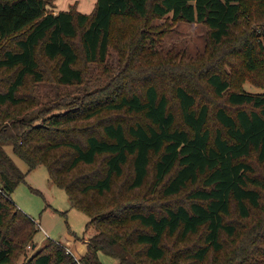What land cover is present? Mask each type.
<instances>
[{"label":"trees","instance_id":"1","mask_svg":"<svg viewBox=\"0 0 264 264\" xmlns=\"http://www.w3.org/2000/svg\"><path fill=\"white\" fill-rule=\"evenodd\" d=\"M51 3L0 0V264H264V93L244 89L264 90V0ZM181 23L207 28L202 54L160 50ZM8 146L89 236L29 256L40 228L11 198L27 173Z\"/></svg>","mask_w":264,"mask_h":264},{"label":"rangeland","instance_id":"2","mask_svg":"<svg viewBox=\"0 0 264 264\" xmlns=\"http://www.w3.org/2000/svg\"><path fill=\"white\" fill-rule=\"evenodd\" d=\"M51 2V5H48L49 11H55L54 8H56V11H67L74 4L77 7L79 2L83 4V0H56V5L55 0H51ZM68 3L72 4L67 8ZM163 22V20H159L156 23L162 24ZM206 34L207 28L203 25L181 23L166 32L160 42L159 39H156V42H159L160 50L164 52L173 50L178 54L182 53L185 56L196 57L206 50ZM111 51L109 64L115 71L111 75L106 74L101 81L110 82L120 75L121 59L118 52L114 49ZM94 68L96 70L91 71L92 74L90 76L100 77L101 69L93 66ZM39 89L41 99L54 104L60 101L61 98L58 95L64 88L53 84H41ZM244 89L250 94L264 93V90L255 87L249 82L245 83ZM6 150L17 166L24 173H27L25 183L16 187L11 194V198L22 211L36 221L38 228H40L34 239L37 249L29 247V256L40 250L49 241H59L70 232L81 237L89 236L85 231L90 217L81 210L71 207L66 191L51 183L47 167L41 165L29 172L27 164L13 153L11 146L6 147ZM99 257L104 264H118L119 262L103 253H99Z\"/></svg>","mask_w":264,"mask_h":264},{"label":"crops","instance_id":"3","mask_svg":"<svg viewBox=\"0 0 264 264\" xmlns=\"http://www.w3.org/2000/svg\"><path fill=\"white\" fill-rule=\"evenodd\" d=\"M96 2H97V0H83V4H80V2L78 3V9H80L79 11H81L82 13L89 14V13H91L93 11ZM56 4L57 3H56V0H55V5ZM71 4L68 3L66 7L68 8ZM81 7H83V8H81ZM67 8H65V9H67ZM83 9H87V10H83ZM54 10H55L54 14H57L60 11L58 9H57L58 11H56V8H54ZM62 11H66V10H62Z\"/></svg>","mask_w":264,"mask_h":264}]
</instances>
